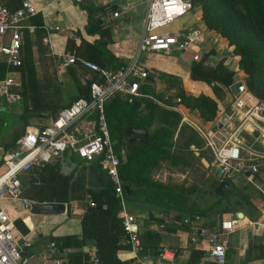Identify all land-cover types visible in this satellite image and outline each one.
<instances>
[{
    "label": "crops",
    "instance_id": "1",
    "mask_svg": "<svg viewBox=\"0 0 264 264\" xmlns=\"http://www.w3.org/2000/svg\"><path fill=\"white\" fill-rule=\"evenodd\" d=\"M30 1L34 4L36 13L28 18L25 23L35 25L36 23L33 21L38 20L41 22V25L54 26V28L48 32L47 42L41 40L43 36L41 28H34L32 32L23 31L20 44V60L26 58L30 62L28 66L29 70L24 73V80L27 79V73H30L32 78L29 80L30 85L26 86L24 90V95L19 93L22 90L20 84L15 88L18 99L8 105L10 107L7 111L15 114L18 120L16 122L13 121L8 126L4 119L0 120V156L1 152L9 148L11 141L21 135L25 129L45 124L49 118L55 115L54 113L58 109L66 105L79 93L86 91L87 80L93 76V73L89 69L78 62L63 70L55 69L57 68L55 56L65 51L67 38H71L75 45L80 46L78 52L80 55H86L87 53L86 46L84 44L80 45L81 41L88 44L97 43L98 58L104 66L115 67L136 59L147 67V77L138 84L140 95H130L131 99L128 100V102L137 101L138 115H147L150 111V105H155L157 108L160 106L167 109L178 108L176 126L173 132L169 127L171 135L166 138V141H170V146L167 148L170 157L160 159L150 169L149 176L152 180L169 186L174 192H179L181 188H184L186 190V199L177 198L176 201L171 200L168 206L145 202L140 196H129L127 200L124 199L125 207L137 219L139 235L149 231L158 236L157 240L145 237L147 242L143 243L141 254L151 256L153 252H157L160 244H164L175 251L172 264H210L203 246L200 244L192 245L188 242V223L186 221H192L196 216L198 222L205 225H216L221 219L233 218L234 229L225 236L227 244L225 264H264V252H262L260 244V223L264 220V198L252 186L247 184L244 173L221 174L220 179L228 181V191L230 189L231 191L226 196L224 195L226 192L221 196L214 194L209 184L215 177L217 169L212 166L211 159L207 160L205 155L202 154L204 151L203 141L199 136L197 138L193 134L195 133L193 125H198L190 120V115L193 114L198 121L206 123V127L210 125L212 119L211 121L204 120L198 115L196 110H189L179 102L169 100L170 102L167 103L168 101L164 100V97L167 93L171 96L173 90L162 89V82L158 78V75L164 73L176 76L180 80V86L183 90L189 86V83H192L196 91V93H191L192 95L202 93L212 97L210 87L201 81L189 79L188 68L192 62L189 58L186 59L183 56H179L182 60L186 61L184 65L187 66V70H185L178 64L168 63V61L164 60L172 51L164 52L165 54H158V52L137 53L147 0H84L86 4H91L98 10L103 5H108L112 11L119 12L117 17L108 19L109 25L104 27L102 24L106 20L105 16L103 14L95 16L96 19H100L99 31L101 33H86L87 16L85 10L79 4L81 0ZM20 2L21 0H3L4 5L10 10L16 9L20 5ZM8 39V33L0 36V44H7ZM213 59H215V56L208 54L204 60V64L214 66L215 64H212ZM224 65L232 70L231 66ZM9 70L8 65L4 61H0V74L3 73L0 79ZM18 74L21 82L20 73L18 72ZM184 75H186V78L183 79ZM42 78L47 79L49 83L46 90L50 93H47L46 96H41V91L37 86L38 83H41L40 80ZM33 83L36 84L33 85ZM140 86L143 87L144 91L140 90ZM218 86L223 88L221 85ZM118 95L126 99L128 96ZM224 96L226 97H223L221 102L217 101V104L220 105L219 109L224 106V104L222 106L223 101L226 99L225 101L227 102L230 97V92L227 88ZM2 104L4 102H0V105ZM219 111H217V114ZM182 116L186 121L181 119ZM154 120L153 116L151 123L146 129L132 128L145 130L148 141V135L152 134L155 129L162 126L168 127L159 122L155 124ZM184 123H186L185 128L182 129ZM202 126L205 127L204 125ZM71 131L79 136L88 135L92 131V120L89 116L81 117L71 127ZM174 139H176L177 146L173 143ZM119 147H123L125 150L124 162L129 149L125 142L120 144ZM201 158L205 160L207 166L202 164ZM161 162L168 163L173 172H176L174 176L180 177L183 175L177 171L180 172L182 168L190 167L194 169L200 167V169H204L205 171L203 179L207 180V184L205 187L200 183H195L196 186H193L192 183H187L191 181L189 179L183 183L160 181L152 177L151 174L154 170H157ZM47 163L49 168L56 167L61 175H71L72 179L81 174L87 187L86 168L89 163H85L83 160L77 158L70 151H63ZM195 164H199L200 166H196ZM41 167L33 166L31 170H38ZM31 170L28 174L21 176L23 189L28 184L43 182V179L39 175H35ZM97 173L105 186L100 173L98 171ZM104 178L107 179L105 176ZM240 178L245 182L242 183ZM179 180L181 181V178ZM202 182L204 181L202 180ZM29 200L36 203H49L44 200ZM131 200L136 204L128 205V201ZM0 202L5 207L9 216L13 218L14 224L15 221L21 223L24 232L15 224L16 228L29 238L31 242L30 247L23 254L25 264H44L45 258L43 256H45L46 245L50 241H54V238L61 237H70L72 239H69V241L64 240L66 245L61 248L56 246L57 249L54 255L65 260L67 264H92L90 258L93 256L98 258L97 246L92 238H81V218L85 206L88 205L86 198L83 200L70 199L67 202L61 203L64 205V212L58 214H33L29 210H25L19 201L0 200ZM177 206H179V209H177ZM206 208L209 209L204 214L199 215L196 213L190 216V209L201 211ZM116 217L120 218L119 209ZM119 245L120 247L115 251L117 261L122 264H136L133 260V254L123 242V238H120ZM100 263L101 261L98 259L97 264ZM110 264L117 263L110 262Z\"/></svg>",
    "mask_w": 264,
    "mask_h": 264
},
{
    "label": "built area",
    "instance_id": "2",
    "mask_svg": "<svg viewBox=\"0 0 264 264\" xmlns=\"http://www.w3.org/2000/svg\"><path fill=\"white\" fill-rule=\"evenodd\" d=\"M192 1L147 0L137 53L177 51L180 57H184V51L191 46L195 51L189 59L200 60L197 50L202 36L199 31L192 28L186 32L163 30L190 12ZM35 13L36 8L30 0H21L20 5L12 10L0 0V36L9 34L8 43L0 44V61L10 68L0 79V102L7 105L18 99L15 88L20 84L16 70L21 64L20 44L23 31L32 32L36 28V25L25 23ZM102 14L106 18L102 24L104 27L109 25L108 19L117 17L119 12L103 5L96 16ZM41 28L44 30L41 40L47 42L48 32L54 26L42 25ZM55 62L59 70L78 62L93 73L87 95L74 97L45 124L25 129L9 148L1 152L0 200L19 201L25 210H29L32 201L22 195L21 176L28 174L33 166L50 162L68 150L85 163L93 164L111 182L119 203L123 242L133 254L134 262L172 264L175 251L164 244L159 245L156 254H141L137 219L125 207L123 187L117 172L125 158V150L123 147L114 148L105 117V103L111 96L140 95L138 84L147 77V67L136 59L115 67L100 66L77 57L73 51L56 54ZM235 83V92L231 91V86L227 87L230 97L210 125L204 129L193 125V128L202 139L203 147L208 150L215 169L221 168L224 175L248 172V175H244L247 183L264 198V99L251 93L242 79L238 78ZM173 101L179 102V98ZM83 116H89L92 120V131L79 136L72 133L71 127ZM181 119L186 121L183 116ZM244 137L250 142L245 141ZM88 204L92 205L91 202ZM186 222L188 242L202 245L210 264H225V236L234 229V219L225 218L216 225H205L198 222L195 216L192 221ZM260 225V244L264 252V220ZM30 244L29 238L16 228L13 218L0 202V264H25L23 254ZM56 249L54 241L46 245L44 264H67L54 255ZM90 260L92 264L98 262L96 256Z\"/></svg>",
    "mask_w": 264,
    "mask_h": 264
},
{
    "label": "trees",
    "instance_id": "3",
    "mask_svg": "<svg viewBox=\"0 0 264 264\" xmlns=\"http://www.w3.org/2000/svg\"><path fill=\"white\" fill-rule=\"evenodd\" d=\"M237 1L243 6L254 25L264 30V0ZM192 2L193 6L196 3L200 5L205 23L208 22V15L210 12H217L221 9L218 8V2L216 0H193ZM79 4L85 10L87 16L86 33H101L99 31L100 19H96L95 17L100 9H96L91 4H86L84 0L79 1ZM33 22L36 23V28H41L42 25L40 21L36 20ZM82 44L86 46V55H80L78 53L80 46L75 45L71 38H67L66 40L65 51H73L77 57H83L100 66H104L102 61L98 58L97 43L88 44L81 41L80 45L82 46ZM239 51L240 50H233L235 54L240 55V57L244 59L242 53ZM208 54H212V52L203 54L200 60L190 63L188 77L192 81H201L208 85L212 92V97L202 93L198 95L186 94L180 86V80L176 76L164 73L158 75V78L162 82V89L173 90L171 96H169V100L179 98V103L189 110H196L198 115L205 120L214 118L217 111L216 102L217 100H222L221 98L224 95L222 92H219L220 87L218 85L227 88L238 79L234 71L228 69L221 61L217 62L214 66L204 64V60ZM263 58L264 57L260 55L254 56V60L257 61L258 64L260 63V65L264 64ZM29 64L30 62L26 58H22L21 64L16 68L21 78L20 85L22 90L19 91L21 95H24V90L26 86L30 85L29 80L32 78L30 73H27V79L24 80V73L29 70ZM238 66L244 68L241 62H239ZM2 76L3 73L0 74V77ZM89 80L90 79H88L86 83L87 89ZM244 83L251 93L258 98L264 99V84L260 81L259 73L251 74ZM35 84L36 83H33V85ZM87 89L85 92L79 93L75 97L80 95L86 96ZM140 90L144 91L142 86H140ZM169 100L167 103L170 102ZM137 104V101L128 102L125 97L119 96L118 94L111 96L108 102L106 101L105 103V117L110 139L114 141V148L118 149L120 144L125 142L129 149L125 161L117 168L122 187L127 186L128 195H124V199L127 200L129 196H140L145 202L155 205L165 204L166 206L169 205V201L171 200L176 201L177 198L186 199V190L184 188H181L179 192H174L169 186L152 180L149 176L150 169L160 159L170 157L169 151L167 150L170 146V141H166V138L171 135L169 127L162 126L155 129L152 134L148 135V141L145 144L140 142L129 143L125 141L123 136L124 129L126 127L146 129L151 123L153 108L156 107L155 105H150L149 113L142 116L137 113ZM166 111L173 116L176 122L178 119L176 113L171 110ZM14 140L11 141L9 147L14 143ZM41 166L42 167L38 170L32 169L31 172L35 173V175H39V177L43 179V182L28 184V186L22 190V195L27 199H33L35 201L44 200L49 203H64L70 199L83 200L86 198L92 205L88 204L85 206L81 218V238H92L95 242L97 246V256L99 261H101L100 264H110V262L122 264L115 258V251L120 247L119 240L123 238L124 233L120 218L116 217L119 203L114 196L111 182L100 175L105 182V186L101 188H87L84 183V177L81 174L72 179L71 175H61L56 167L49 168L48 163L42 164ZM177 209H179V206H177ZM208 209L209 208L202 209L201 211L190 209V216L196 213L202 215ZM15 224L24 232V228L20 222L15 221ZM139 238L143 247V243L147 242L145 234H140ZM54 239L55 245L61 248L66 245L64 240L69 241V239L72 238L61 237ZM153 254H156V252H153Z\"/></svg>",
    "mask_w": 264,
    "mask_h": 264
},
{
    "label": "rangeland",
    "instance_id": "4",
    "mask_svg": "<svg viewBox=\"0 0 264 264\" xmlns=\"http://www.w3.org/2000/svg\"><path fill=\"white\" fill-rule=\"evenodd\" d=\"M216 1L218 2V8L221 9L220 11L217 12H210L208 15L207 23H205V18L202 15L200 5L196 3L194 4L190 12H188L183 17L173 21L172 23L164 27L163 30H167V31L177 30V31L186 32L188 31L187 30L188 28H192L199 31V33L202 36V41L198 43L199 48L197 52L199 53L200 56L208 52H212V54L215 56V59H213L214 61H212L213 65L221 61L222 64H227L228 66H231L236 78L242 79L244 81H246L251 74L259 73L260 81L264 84V64L260 65V63L258 64V62L254 60V56L260 55L264 57V30L254 25V23L250 20V17L246 13L243 6L237 0H216ZM233 50H240L239 52L242 53L244 59L241 58L240 55L235 54ZM194 51L195 50L191 46L188 47L184 51L183 54L184 58L187 59L191 57V54ZM158 54H165V53L158 52ZM164 60L166 62L168 61V63L178 64L181 67H183L185 70H187V66L184 65L186 61L182 60V58L179 57V53L177 51L170 52L169 55L166 56ZM225 61L227 62L225 63ZM239 62H241L244 65V68L238 66ZM55 69L57 70L58 68ZM182 78L183 79L186 78V75H184ZM40 81L41 83L37 82L38 83L37 86L41 91V96H46L47 93H50L48 90H46L48 89L47 85H49V83L47 79L45 80V78H42ZM44 82L45 84H43ZM225 90L226 88L220 87L219 92L220 93L222 92V94L225 95ZM184 92L186 94L196 93L192 83H189V86L185 88ZM169 95L170 94L167 93L164 97L165 98L164 100L168 101ZM224 95L223 97H226ZM223 97L221 99H223ZM225 100L223 101L224 103H222V106L223 104L224 105L226 104ZM9 107L10 106H8L6 103L0 105V120L4 119L7 126L11 125L13 121L16 122L18 120L15 114L7 111ZM219 107L220 105L217 104V111L220 110ZM166 110H171L172 112H175L176 115L178 116L177 108L167 109V108H163L162 106H160L159 108L154 107L153 108V116L155 119L154 122L155 124L159 122L167 125L168 127L171 128L173 132L176 123L173 119V116L170 113H168ZM217 111L215 113V116L217 114ZM190 120L193 123L197 124L202 129H204L207 126L206 123L198 121V119H196V116L193 114L190 115ZM185 124L186 123H184L182 129L185 128ZM202 125H204L205 127H203ZM194 132L196 133L195 130ZM195 133L193 134L195 135V137L198 138L199 135ZM176 139H174L173 141V143L176 144L175 146H177ZM244 140L247 141V137H244ZM247 142H250V140ZM112 143H114V141H112ZM203 150L204 151L202 152V154L205 155L207 160H210L211 158L208 153V150L205 149L204 147ZM195 165L200 166L199 164H195ZM169 166L170 165L168 163L161 162V165H159L157 170H154L152 172L151 174L152 177L157 178L160 181L171 182V183L172 182L183 183L188 181L189 179L191 181H188L187 183L189 184L192 183L193 186H196L195 183L198 184L200 183L204 187L207 184L206 183L207 180L203 179L205 175V171L204 169H200V167H196L194 169H191L190 167L182 168L180 172L177 171L178 173H182L183 176L180 177V176H174L176 172H173V170ZM212 166L215 168L214 165ZM185 170L187 171L186 173ZM100 175L104 177L103 174L100 173ZM179 178H181V181L179 180ZM202 180L204 182H202ZM240 181H242V183L245 182L241 178ZM229 191H231V189ZM229 191L226 192L224 195L226 196L229 193ZM133 204H136L133 200L128 201V205H133Z\"/></svg>",
    "mask_w": 264,
    "mask_h": 264
},
{
    "label": "water",
    "instance_id": "5",
    "mask_svg": "<svg viewBox=\"0 0 264 264\" xmlns=\"http://www.w3.org/2000/svg\"><path fill=\"white\" fill-rule=\"evenodd\" d=\"M236 83L231 85V91L235 92ZM131 96H127V100H130ZM123 136L126 141L133 142L139 141L142 143L147 142V135L143 129H134L132 127H126L123 131ZM132 136V137H131ZM204 166H207V163L203 158L200 159ZM222 174V169L218 168L215 177L211 180L209 187L213 189V192L217 196H221L224 192H227L229 189V183L226 180L220 179ZM244 175H248V172H244ZM86 181L88 188H98L103 187L104 183L99 178L97 169L93 164H88L86 168ZM124 195H127V186H123ZM29 212L33 214H58L64 212V205L61 203H36L31 202L29 206ZM240 214V213H238ZM147 239H158L157 234L147 231L145 233Z\"/></svg>",
    "mask_w": 264,
    "mask_h": 264
}]
</instances>
